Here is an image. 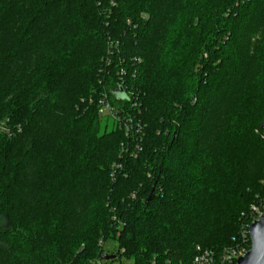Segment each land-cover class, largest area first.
Returning a JSON list of instances; mask_svg holds the SVG:
<instances>
[{
	"label": "trees",
	"instance_id": "trees-1",
	"mask_svg": "<svg viewBox=\"0 0 264 264\" xmlns=\"http://www.w3.org/2000/svg\"><path fill=\"white\" fill-rule=\"evenodd\" d=\"M263 121L264 0H0V264H192L242 242Z\"/></svg>",
	"mask_w": 264,
	"mask_h": 264
},
{
	"label": "built area",
	"instance_id": "built-area-1",
	"mask_svg": "<svg viewBox=\"0 0 264 264\" xmlns=\"http://www.w3.org/2000/svg\"><path fill=\"white\" fill-rule=\"evenodd\" d=\"M99 113L102 117L108 114L115 120L118 117L116 107L112 105L106 96L99 100ZM0 130L6 131L4 122L0 123ZM253 212L255 220L264 214V207L254 206ZM249 227L242 235V242L226 246L221 253H217L202 245H197L192 264H238L239 258L244 256L251 249ZM101 244H104L103 241Z\"/></svg>",
	"mask_w": 264,
	"mask_h": 264
},
{
	"label": "water",
	"instance_id": "water-1",
	"mask_svg": "<svg viewBox=\"0 0 264 264\" xmlns=\"http://www.w3.org/2000/svg\"><path fill=\"white\" fill-rule=\"evenodd\" d=\"M261 128L264 129V121L261 124ZM154 194L155 189L153 188L147 202L152 200ZM249 234L251 238V249L239 258L238 264H264V214L251 222ZM113 258H115L114 255H103V259Z\"/></svg>",
	"mask_w": 264,
	"mask_h": 264
},
{
	"label": "rangeland",
	"instance_id": "rangeland-1",
	"mask_svg": "<svg viewBox=\"0 0 264 264\" xmlns=\"http://www.w3.org/2000/svg\"><path fill=\"white\" fill-rule=\"evenodd\" d=\"M254 34L255 33H253L251 31V27L250 26L245 27L244 30L241 33V37H242L244 43L246 45H248L251 49L253 48L256 40L260 37V35L256 36ZM113 120L114 119L111 116H109L108 114H106V116L103 117V122L108 124V129L109 130L112 129V127H113ZM115 246H117L115 241L111 240V241H108L106 243V248L108 250L115 249L116 248ZM114 264H135V263H134V261L132 259H128L126 257H123L122 259H117Z\"/></svg>",
	"mask_w": 264,
	"mask_h": 264
}]
</instances>
